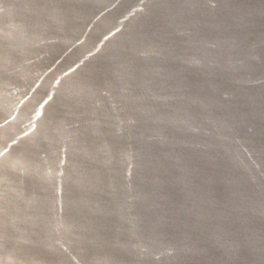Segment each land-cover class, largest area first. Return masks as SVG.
Here are the masks:
<instances>
[{
	"label": "water",
	"instance_id": "obj_1",
	"mask_svg": "<svg viewBox=\"0 0 264 264\" xmlns=\"http://www.w3.org/2000/svg\"><path fill=\"white\" fill-rule=\"evenodd\" d=\"M0 264H264V0H0Z\"/></svg>",
	"mask_w": 264,
	"mask_h": 264
}]
</instances>
